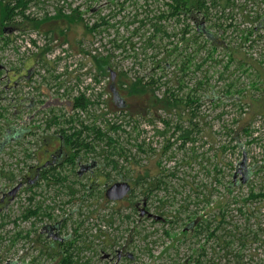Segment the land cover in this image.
Instances as JSON below:
<instances>
[{
  "label": "rangeland",
  "instance_id": "obj_1",
  "mask_svg": "<svg viewBox=\"0 0 264 264\" xmlns=\"http://www.w3.org/2000/svg\"><path fill=\"white\" fill-rule=\"evenodd\" d=\"M16 1L0 0L10 6ZM166 1L30 0L25 9L33 14L28 19L14 18L22 22L21 32H12V25L4 34L0 32V264H61L57 244L50 246L51 239L41 232L49 224L60 226L65 242L81 235L74 251L80 263L180 264L191 247L206 243L208 261L224 264L227 258L215 238L205 241L202 232L183 240L179 234L188 216L201 220V216L214 219L216 215L215 224L223 213L220 237L246 236L249 242L241 252L244 263L264 264V199L243 202L250 187L264 188V169L258 168L264 164V0H234L224 13L212 11V19L233 25L221 31L206 22L215 35V50L208 43L183 40L182 24L174 19L159 21L156 17L166 9ZM46 5L65 10L79 7L89 25L102 16L108 24L96 35L83 23L62 19H49L35 27L32 20L45 17L39 18L36 10ZM249 18L255 25L261 21L263 28L246 34ZM155 23L165 33L153 38ZM50 31L60 39L65 37L72 51L94 50L90 63L86 56L58 55L55 47H27V33ZM48 55L54 58L48 60ZM99 56H109L116 84L118 78L124 81L121 95L126 107L113 99L109 75L95 69L94 57ZM137 77L143 82L151 77L161 79L144 94L129 98L126 87ZM167 88L179 96L195 94L200 104L192 120L198 124L192 140L180 146L178 138L164 151L166 141H174L179 134L172 136L178 122L176 112L146 110L152 97H162ZM81 91L89 96L86 110L73 106ZM193 107L181 106L184 127H188ZM50 119L56 121L49 124ZM164 119L171 128L161 133ZM93 124L115 143L91 140L95 148L80 152V164L65 163L58 168L65 177L62 185L41 181L36 186L23 178L29 167L47 159V149L58 147L60 129L73 131ZM5 127L8 134L26 130L21 136L4 139ZM105 157L114 159L117 168L106 164ZM90 163L92 171L74 174ZM119 172L127 178L160 177L166 185L154 189L148 201L142 194L146 186L136 187L124 199L108 200L105 189L123 180ZM231 179L238 183L229 188ZM20 182L23 185L9 196ZM160 199L165 202L162 210ZM143 203L150 213L175 222L141 216ZM37 205L38 214L25 219L27 208ZM165 229L174 235L165 236ZM119 251L132 258L117 262ZM228 258H234V251Z\"/></svg>",
  "mask_w": 264,
  "mask_h": 264
},
{
  "label": "trees",
  "instance_id": "obj_2",
  "mask_svg": "<svg viewBox=\"0 0 264 264\" xmlns=\"http://www.w3.org/2000/svg\"><path fill=\"white\" fill-rule=\"evenodd\" d=\"M30 0H17L16 3L13 6H10L9 3H2L0 2V32L4 34L8 29H11L12 27L9 25H12L14 27L20 26L19 24H22V22H14V18L17 15H20L24 17L23 15V10L26 8L27 3ZM127 1V0H126ZM234 0H168L166 1V9L161 12L156 18L160 21L162 18H172L176 22L182 24V39L186 40L187 42L191 43H208L210 44V47H212V50L216 49V44H215V35L209 30V28L206 26V22L210 23L212 27H216L218 30L225 31L228 26H233L232 23L230 25H224L225 23L220 22L219 20H214L211 17L212 11L219 10V12L224 13L225 9L232 5ZM98 13V12H97ZM258 16H255L257 18ZM26 19H28L26 17ZM51 19H62V20H67L70 23H83L84 28L95 34L99 33L101 31V27L104 25L108 24V20L105 17H100V20H96L94 22H91L90 25L88 24L89 22H84V19L82 17V13L79 9V7H76L72 9L71 14H62L58 13L56 16L51 17V18H44L41 20H32V23L34 24L35 27H39L42 23L46 22L47 20ZM254 20H258L254 19ZM254 20H251L249 18V23L246 24V27L244 29L246 34L251 35L255 30L259 28H263V24L261 21L258 22L257 25L253 23ZM238 25H235V28ZM154 29L155 32L153 33V38L155 35H157L160 32H164L162 28V25L160 23H155L154 24ZM241 30V29H240ZM51 32V31H50ZM54 34L55 32L52 31ZM63 34V32H61ZM187 35V37H186ZM63 39H66L65 37ZM62 39V40H63ZM201 41H198V40ZM66 41V40H64ZM148 44L151 45L150 39L147 40ZM92 43L88 44L91 45ZM115 45H119L115 41ZM201 45V44H200ZM199 45V46H200ZM109 56L105 57H94L95 61V69L97 72H100L102 75H109L110 78V87L114 88L115 92L117 93L116 100L117 103L122 107H126V103L124 102L125 100L123 99L121 95V90L123 86V80L118 78V84L113 80L111 81V65L109 63ZM160 67V65H157ZM114 72V71H113ZM112 73V72H111ZM119 74V73H117ZM125 73H120V76H122ZM119 76V75H118ZM119 76V77H120ZM159 79H154L150 78L148 81L143 82L142 77H137L135 81H130L126 87V94L127 97L133 98L137 95L144 94L146 92L147 88L152 89L154 84H158ZM183 85H180V88H182ZM153 92V90H152ZM154 95V94H153ZM90 101L84 97V95H81L79 97H76L74 100L73 106L74 108H79L82 110H86L88 104ZM188 105L191 108V118L189 119L188 127H184L182 125V122L180 121V110L181 106L183 104ZM150 106H148L147 110L150 109V107L154 108H161L166 111H172L176 112V115L178 117V122L174 124L172 136L175 134H178V137L174 139V141H166V145L164 146V151L168 150L174 143H176L180 138V146L185 145V143L188 140H192L191 134L193 133V130H198V124L193 123V118L196 115V110L198 109V106L200 104L199 97H197L195 94H190L187 93L186 96H179L178 93L173 92L170 90V88H167L165 91V94L162 97H157L154 96L149 102ZM0 116H2L0 112ZM52 119V118H51ZM49 120V124L56 121V119ZM73 119L70 118L69 121L71 122ZM67 121V122H69ZM165 129L161 132L164 133L166 132L170 127V121L169 120H163ZM120 128V125H119ZM9 129L4 128V139H9V138H16V136H21L24 134V131L26 129L24 128H19L16 129L15 132L8 134L7 131ZM12 130V129H10ZM62 130V135H60L61 139L64 141V144L70 149L69 152V157L68 159L66 158L67 164L74 165L76 163V157L80 155V152L84 151H90L95 148V142L96 140H101V139H107L108 140V145L114 144L115 139L109 137L105 133V131H102L99 129V127H96L94 124L91 126L88 125H82L81 129H74L73 131H68L65 129H60ZM86 131V134H83V132ZM91 132V135L90 133ZM248 132V131H246ZM93 133V134H92ZM89 138V139H88ZM92 140V142H91ZM18 141V140H16ZM140 150H142V147H138ZM107 163L106 164H111L113 168H117V163L114 159L105 157ZM31 168V167H29ZM259 169L263 170L264 169V164H261L258 166ZM257 168V169H258ZM29 170V169H28ZM27 170V171H28ZM124 180H128L131 182V190L130 193L134 192L136 187H142L146 186L145 190L143 191L144 195V200H149L153 196L154 189H160L161 185H166V183L160 178V177H155V178H150L148 179L147 175H138V177H128L125 174H122L119 172ZM27 172L25 175H23V178H27V182L31 183L34 182L36 186L40 185L41 181H45L47 184L53 183V184H61L65 180V177L61 174V171L57 169V167L53 168H45L40 170L37 173V176H26ZM133 178V179H132ZM237 180L231 179L228 182V187H233V185L237 184ZM263 187V186H261ZM259 188L256 189L254 187H250L247 191L246 197L244 199V203L247 202H253L255 200H263L264 199V188ZM222 202V201H221ZM264 202V201H263ZM243 203V208L245 204ZM137 204V203H136ZM160 206L159 208L162 210L165 202L164 200L160 199ZM40 206L37 205L36 208L30 209L27 208V213L23 215L25 219L30 218L31 216H36L39 212ZM135 208V207H134ZM180 212V211H178ZM189 217V219H188ZM186 221L184 222V225L182 226L180 233L181 238L180 239H187L189 237H198L200 234L203 232L205 235V241H208L210 238H215V242L219 246V248L223 251V255L227 258L224 264H245L243 261V256L241 255L242 250L245 248L247 243L249 242V239L242 235L237 238L236 233L234 235H229L228 238H225L226 235L222 238L220 237L221 235V228L224 225V221L226 218L225 213L221 214V217L218 222L213 224V221L216 220V215H213L214 219H208L203 216L199 217L202 218L201 220H198L195 216L190 217L188 216ZM164 221V223H173L175 220H169L167 219H161ZM225 230V229H224ZM218 231L220 234H218ZM237 232V231H235ZM164 234L167 237H171L174 235L172 233V230H164ZM80 234H77L74 239H70L63 244H59V254L62 255V262L61 264H89L88 261H85L83 263H80L78 260L74 258V251L77 250V246L75 245L76 241L78 238H80ZM253 239H256V237H253ZM237 240V242H235ZM233 243H236L235 248L233 246ZM208 249V248H207ZM206 249V243L202 245H197L195 248L191 247V252L189 253L188 257L186 259H183L180 264H218L216 263L213 259L211 261H208V257L206 256L207 252ZM234 251V258L230 261L228 258V255L231 254V252Z\"/></svg>",
  "mask_w": 264,
  "mask_h": 264
},
{
  "label": "flooded vegetation",
  "instance_id": "obj_3",
  "mask_svg": "<svg viewBox=\"0 0 264 264\" xmlns=\"http://www.w3.org/2000/svg\"><path fill=\"white\" fill-rule=\"evenodd\" d=\"M59 138V144H58V147L57 148H55L54 150H49V149H47L48 151H47V159H45L44 161H43V163L42 164H40V165H36V166H32L31 168H29V170L27 171V176L28 177H30V176H34V177H36L37 176V173L40 171V170H42V168L43 169H45V168H53V167H57V169L58 168H60V167H63V164H65V163H67L66 162V158L68 159V157L70 156L69 155V152H67L66 150H65V148H67V147H65L66 145L64 144V141L61 139V137L59 136L58 137ZM66 151V152H65ZM77 162H79V164H80V157L79 156H77L76 157V163ZM92 167H94L93 166V164L92 163H90V164H86V165H83L81 168H80V170H78V171H75L74 172V174L76 173L77 175L78 174H81L84 170L85 171H87L88 172V170L90 171H92ZM124 180V179H123ZM20 184H21V186L23 185V183H21L20 182ZM113 184V183H112ZM20 186V187H21ZM130 186H131V184H130ZM110 187V185L109 186H107L106 187V189H105V192H104V196L106 197V199H108L109 200V198H108V196H107V189ZM19 190V189H18ZM17 190V191H18ZM131 190V189H130ZM129 193H130V191H129ZM128 193V194H129ZM8 195L9 196H13L14 194H10V191L8 192ZM128 196V195H127ZM127 196H125V197H123L122 199H124V198H126ZM121 200V199H120ZM144 204L145 203H143V207L142 208H140V210H139V212H140V215L141 216H148V217H152L153 218V216L155 215V214H152V213H150L145 207H144ZM136 207L138 206V205H135ZM154 220H161V217L159 218V219H155V218H153ZM60 227V226H59ZM57 225H52V224H49V225H45V226H43V230L41 231L42 233H44V235L46 236V238H50L51 239V241H50V246H54L55 244H57V246H59V244L61 243V244H63L65 241L63 240V237H60V232L61 231H59V228ZM56 230V231H55ZM52 247H50V248H52ZM59 248V247H58ZM59 251H60V248H59ZM58 251V252H59ZM130 259V258H132V255L131 254H129V253H121V251H119L118 252V254H117V262L119 261V260H121V259Z\"/></svg>",
  "mask_w": 264,
  "mask_h": 264
},
{
  "label": "built area",
  "instance_id": "obj_4",
  "mask_svg": "<svg viewBox=\"0 0 264 264\" xmlns=\"http://www.w3.org/2000/svg\"><path fill=\"white\" fill-rule=\"evenodd\" d=\"M40 8H43V9L36 10V11H38V13H36V15L39 18H42L44 16H45L44 18H51L50 16L54 17L59 12L62 13V14H71V12H72V9L65 10L67 8H65L63 6L53 8L50 5H46V6L40 7ZM44 8L51 9V11L46 10ZM30 13L31 12H30L29 9H24L23 10V14H24L23 16L24 17H22L20 15H18V16L21 19L26 18V17L28 18V15ZM31 14H33V13H31ZM21 30H22L21 27H14L13 30H12V32L17 33V32H21ZM29 32H31V31H29ZM50 33L51 32H48V34H42L40 32L27 33V35H26V37H27V40H26L27 41L26 42L27 47H55L56 50H57V52H58L57 53L58 55L61 52L62 55L67 54L68 57L74 56V57H82L83 59H85V56H86V63H90L89 59H90V57H92V54L91 53H93L94 50L93 51L91 50L89 53H87V51H86L85 54H84V50L85 49L84 50H79L77 52L72 51V48L71 47H73V46H72V44L69 41H64V40L60 39L58 36H56L54 33H53V35H50ZM39 39H41L44 42V44H40ZM90 47H96V43H92L90 45ZM48 57H49L48 60H51V59L54 58V56H52V55L51 56L48 55ZM80 61L83 62L84 60H80ZM81 95H84V97H86V98L89 97L88 94L85 93L84 91H81V93L79 95L77 93V96L78 97L81 96Z\"/></svg>",
  "mask_w": 264,
  "mask_h": 264
},
{
  "label": "water",
  "instance_id": "obj_5",
  "mask_svg": "<svg viewBox=\"0 0 264 264\" xmlns=\"http://www.w3.org/2000/svg\"><path fill=\"white\" fill-rule=\"evenodd\" d=\"M115 78V72L111 73V81H113ZM113 92V99L115 102H117V93L115 92L114 88H112ZM21 184L18 183L11 191L10 194L16 193V191L20 188ZM131 189L130 183L128 180H119L114 182L113 184L110 185V187L107 189V196L111 200H120L123 197L127 196L129 191ZM153 218L159 219L160 217L157 215H154Z\"/></svg>",
  "mask_w": 264,
  "mask_h": 264
},
{
  "label": "crops",
  "instance_id": "obj_6",
  "mask_svg": "<svg viewBox=\"0 0 264 264\" xmlns=\"http://www.w3.org/2000/svg\"><path fill=\"white\" fill-rule=\"evenodd\" d=\"M57 31V30H56Z\"/></svg>",
  "mask_w": 264,
  "mask_h": 264
}]
</instances>
